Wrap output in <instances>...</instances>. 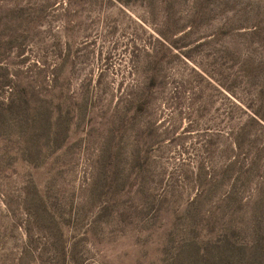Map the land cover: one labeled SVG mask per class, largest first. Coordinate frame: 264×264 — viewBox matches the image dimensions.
Segmentation results:
<instances>
[{
  "label": "rangeland",
  "instance_id": "374dc122",
  "mask_svg": "<svg viewBox=\"0 0 264 264\" xmlns=\"http://www.w3.org/2000/svg\"><path fill=\"white\" fill-rule=\"evenodd\" d=\"M263 181L264 0H0V264H254Z\"/></svg>",
  "mask_w": 264,
  "mask_h": 264
},
{
  "label": "trees",
  "instance_id": "16d2710c",
  "mask_svg": "<svg viewBox=\"0 0 264 264\" xmlns=\"http://www.w3.org/2000/svg\"><path fill=\"white\" fill-rule=\"evenodd\" d=\"M264 183V181L262 182ZM225 198L227 201H231V195L230 191L228 194L225 195ZM260 200L255 201V203L259 204L262 208L264 205H260ZM228 207V204H227ZM256 227L258 230L261 231L262 235L259 240L254 241V248H255V259H254V264H264V225H259L258 222L256 221Z\"/></svg>",
  "mask_w": 264,
  "mask_h": 264
}]
</instances>
